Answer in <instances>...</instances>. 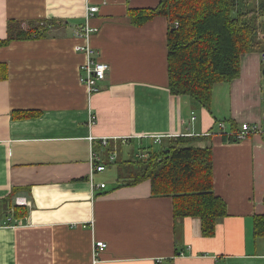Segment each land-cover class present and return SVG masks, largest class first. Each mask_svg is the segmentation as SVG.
Masks as SVG:
<instances>
[{
  "label": "crops",
  "instance_id": "obj_1",
  "mask_svg": "<svg viewBox=\"0 0 264 264\" xmlns=\"http://www.w3.org/2000/svg\"><path fill=\"white\" fill-rule=\"evenodd\" d=\"M159 1L0 0V40L54 22L43 37L0 46V264H264V238L252 234L264 214V138L221 135L230 123L263 122L261 53L241 56L239 76L214 86L210 109L172 94L168 20L137 26L127 16ZM88 6L98 9L87 15ZM85 24L96 28L87 38ZM85 43L108 65L94 92L79 80L86 56L75 46ZM176 136L211 147L213 191L227 208L213 236L197 217H174L171 197L152 195L148 181L116 187L112 164L90 173L100 157L131 160ZM19 196L29 202L12 217ZM96 241L106 247L94 263Z\"/></svg>",
  "mask_w": 264,
  "mask_h": 264
},
{
  "label": "trees",
  "instance_id": "obj_2",
  "mask_svg": "<svg viewBox=\"0 0 264 264\" xmlns=\"http://www.w3.org/2000/svg\"><path fill=\"white\" fill-rule=\"evenodd\" d=\"M127 16L137 26L158 16L168 20V89L206 109H210L214 86L239 76L243 54L264 53V0H160L153 8H130ZM51 23L42 20L20 25L16 34L9 32L0 40V46L43 37ZM34 114L37 112H18L21 117ZM230 125L237 129L234 123ZM221 135L225 141H236L232 135ZM200 139L176 136L169 138L167 145L160 144L157 150L131 160L100 159L103 164L115 165L116 187L148 181L152 195L171 197L174 217L199 218L201 234L210 237L227 208L213 191L211 147L196 145ZM16 207L12 217L18 216ZM252 234L254 239L264 238V214L253 217Z\"/></svg>",
  "mask_w": 264,
  "mask_h": 264
},
{
  "label": "built area",
  "instance_id": "obj_3",
  "mask_svg": "<svg viewBox=\"0 0 264 264\" xmlns=\"http://www.w3.org/2000/svg\"><path fill=\"white\" fill-rule=\"evenodd\" d=\"M97 6H88L87 7V15L93 14L95 11H97ZM88 17V16H87ZM86 17V18H87ZM83 32L82 35L86 38L92 34L94 31H96V28L90 27L87 24H85L82 28ZM75 50L83 52L86 56L85 62L81 65V73L79 74V80L87 87L89 92L97 91L98 85L97 83L104 79L105 73L108 69V65L102 61H99L95 59L93 55V49L88 45V43L81 44L75 46ZM260 59L262 62V66L264 69V53L260 54ZM260 93L261 98L264 102V74H262V79L260 83ZM95 122L94 115L91 114V117L89 119V125H92ZM221 129H223V124L220 125ZM227 135H232L236 141H239L241 139H244L249 136H260L264 138V122H254V123H248V122H242L239 127L236 130H231L230 132L226 133ZM105 139H102L103 144H106ZM99 158L96 156V153L91 150L90 154V162L93 160H98ZM115 159V153L112 152L110 154L109 160L113 161ZM105 165L104 164H91V175L94 172H99L104 170ZM99 187L103 188L104 183H100ZM28 200L25 197H16L14 200V206L16 205H22L25 206L28 204ZM11 211L13 210V207ZM10 220V219H9ZM106 247V244L103 241H96L93 245L92 249V258L93 262L96 263L98 261L99 253Z\"/></svg>",
  "mask_w": 264,
  "mask_h": 264
},
{
  "label": "rangeland",
  "instance_id": "obj_4",
  "mask_svg": "<svg viewBox=\"0 0 264 264\" xmlns=\"http://www.w3.org/2000/svg\"><path fill=\"white\" fill-rule=\"evenodd\" d=\"M217 128H218V127H217ZM112 165H113V164H112ZM112 165H111V167H112V169L114 170L115 167H114V165H113V166H112ZM109 169H110V168H106V170H105L108 174L110 173V170H109ZM13 208H14V207H13Z\"/></svg>",
  "mask_w": 264,
  "mask_h": 264
},
{
  "label": "water",
  "instance_id": "obj_5",
  "mask_svg": "<svg viewBox=\"0 0 264 264\" xmlns=\"http://www.w3.org/2000/svg\"><path fill=\"white\" fill-rule=\"evenodd\" d=\"M262 73L264 74V69H262ZM263 122H264V118H263Z\"/></svg>",
  "mask_w": 264,
  "mask_h": 264
}]
</instances>
